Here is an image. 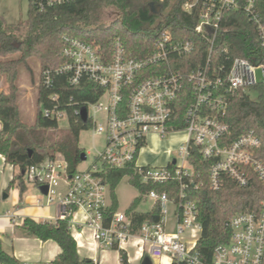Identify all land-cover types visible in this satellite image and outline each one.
Wrapping results in <instances>:
<instances>
[{
	"label": "built area",
	"instance_id": "built-area-1",
	"mask_svg": "<svg viewBox=\"0 0 264 264\" xmlns=\"http://www.w3.org/2000/svg\"><path fill=\"white\" fill-rule=\"evenodd\" d=\"M66 1L33 0L40 10ZM165 1L157 0L154 6ZM180 1V10L196 19L193 32L208 42L203 66L188 69L187 64L178 61L193 52L196 42L193 38L180 37L169 26L160 30L153 50L145 56L132 54L119 37H115L106 50L69 34L62 35L61 54L67 62L56 72H68L73 84L85 78L103 89L99 99L87 104L86 109L89 128L104 136L105 145L87 169L70 170L58 152L27 166L22 173L26 182L37 187L47 186V192H41L46 196V204H56L58 208L53 222L65 220L69 230L88 226L93 242L100 248L125 249L131 239H136L141 260L148 256L152 260H162V264H260L264 257V200L259 202L257 210L238 212L228 219L229 239L214 247L211 260L207 262L200 259L196 251L202 228L196 204L186 198L184 188L195 174L196 166L191 156L209 161L207 176L212 189L221 186L222 173L239 186H246L250 182V170L264 184V161L257 152L260 136L248 129L227 143L228 125L222 120L227 107L226 92L242 90L247 94V89L254 91L258 84L256 70L260 68L264 76V64H255L243 57H234L226 70L223 65L210 67L208 64L226 14L241 11L249 18L257 28L263 52L264 21L256 0ZM170 9L161 15L163 19L173 17ZM42 77L44 84H49L50 70H44ZM186 81L192 84L189 94L193 100L178 116L176 108L179 96L186 91ZM56 98V94L51 96L53 100ZM42 112L58 121L65 117L56 109L44 108ZM97 113L103 114V122H96ZM173 133L183 134L176 156L168 150V162L164 166L139 163V155L150 135L162 140ZM2 159L5 167L18 170L13 163ZM104 165L110 168L131 166L144 183L176 180L180 186L179 200L170 201L166 191L150 189L144 195L151 199V208L156 206L158 211L137 228L125 210H116L108 217L109 186L101 175ZM169 203L174 206L171 231L166 228ZM154 214L159 215L158 221L152 219ZM4 215L12 222L15 219L13 212ZM20 264L56 263L50 260L20 261Z\"/></svg>",
	"mask_w": 264,
	"mask_h": 264
},
{
	"label": "trees",
	"instance_id": "trees-1",
	"mask_svg": "<svg viewBox=\"0 0 264 264\" xmlns=\"http://www.w3.org/2000/svg\"><path fill=\"white\" fill-rule=\"evenodd\" d=\"M180 2L166 0L162 3L161 12L156 13L153 6L157 4V0H67L41 10L33 0H29L25 24L7 23L0 17V75L5 77L7 83V89L0 92V154L18 168L9 187L18 188L20 198L26 191L22 170L27 166L42 162L57 152L63 155L70 170L78 165L83 152L78 146V136L81 130L90 127V121L83 122L78 111L82 106L97 101L103 92L101 87L85 78H80L78 83L73 84L69 81L68 72H56L60 65L67 62L61 54L62 35L69 34L106 50H109L112 40L119 37L132 54L145 56L153 50L160 30L169 26L180 37L195 40L193 52L178 59L187 64L188 69H193L206 64L208 42L203 36L193 32L196 19L180 10ZM256 2L264 21V0ZM103 7L117 10V17L107 25L97 22ZM168 8H171L170 13L174 15L163 19L161 15ZM18 33L20 37L17 36ZM15 52L18 53L16 57H8ZM30 57L39 60L41 77L36 94L34 120L27 122L20 114L16 79L18 64L26 63ZM234 57L264 64V52L259 47L257 28L241 11L230 12L223 18V26L213 45L208 64L210 67L223 65L226 70ZM46 69L50 70L49 84L43 82L42 72ZM191 88L192 84L186 81V91L179 96L176 108L178 116L182 115L193 100L189 94ZM253 89L262 99H250L242 90L226 92L227 107L222 117L228 125L225 141L231 142L248 129L255 130L261 138L257 152L264 161V81ZM53 94L57 95L54 100L51 99ZM44 108L63 112L68 128L62 131L56 118L43 114ZM191 159L196 166L195 174L187 180L184 191L186 198L196 204L197 219L202 228L196 251L200 259L209 262L214 247L229 239L230 229L226 224L228 219L238 212L258 209L259 202L264 200V184L250 170V182L246 186H239L227 174L222 173L221 186L212 189L207 176L209 161L197 156H191ZM101 175L109 186L110 205L106 210L108 217L117 210L115 188L124 176H128L129 183L140 194L156 189L166 191L170 201L179 200L180 186L176 180L140 182L139 175L131 166L110 168L104 165ZM140 201L141 195L134 197L125 209L127 216L134 222V228L158 211L156 206L146 212L137 210ZM21 227L27 234L41 240L51 239L59 245L60 252L53 259L56 264H97L91 258L80 257L76 241L65 220L36 221L26 217ZM113 249L119 252L120 264H132L125 249ZM0 262L20 264L15 256L5 252L1 246ZM260 264H264V257Z\"/></svg>",
	"mask_w": 264,
	"mask_h": 264
},
{
	"label": "rangeland",
	"instance_id": "rangeland-1",
	"mask_svg": "<svg viewBox=\"0 0 264 264\" xmlns=\"http://www.w3.org/2000/svg\"><path fill=\"white\" fill-rule=\"evenodd\" d=\"M174 1V0H172ZM29 6V0H0V17L4 19L7 23H19L25 24L27 19V11ZM98 23L107 25L110 21H113L117 17V10L113 7H103L99 14ZM20 37V33L17 34ZM18 53L9 54L8 57H16ZM39 60L35 57H30L27 59L26 63H19L17 67V102L20 109L21 117L27 121L32 122L34 120L35 111L37 108L36 94L39 84V79L41 77ZM5 89H7V83L5 77L0 75ZM247 95L250 99L259 100L262 99L259 94L253 90L247 89ZM90 112H92L90 110ZM96 122H103V114L97 113L95 115ZM59 128L65 131L68 128V121L66 117H63L58 122ZM183 134L173 133L169 135L166 139H158L155 135H150L147 139V146L144 147L139 155L138 161L142 165L150 166H164L168 162L167 151H172V156H176L177 148L181 142ZM105 145V139L102 134H97L92 128L83 129L80 131L78 136V146L83 149L86 153V158L81 160L78 165L74 168L76 170H84L91 166L95 160V156L98 151L103 150ZM58 153V152H57ZM29 187V191L33 192L39 198L37 201L40 207L46 205V196L42 194L37 187L30 182H26ZM117 195V210L124 211L133 200L134 197L141 195V201L137 206V210L141 212H146L151 207V199H149L144 194H140L138 189L131 185L128 181V176H124L119 184L115 188ZM106 201L109 202V195L106 196ZM15 206L10 202V200L0 201V214L11 213L15 210ZM174 206L172 204L167 205V218L169 219V224L167 225V230H173L172 224V214ZM17 221L13 224L15 227V233L21 232L20 227L16 225ZM14 233H9L3 235V248L9 249L7 243H11ZM8 239V240H7ZM127 246V250L132 253V250ZM110 251L117 253V249L105 248ZM86 257V256H82ZM138 262L142 263V260ZM150 264L153 260L150 259Z\"/></svg>",
	"mask_w": 264,
	"mask_h": 264
},
{
	"label": "crops",
	"instance_id": "crops-1",
	"mask_svg": "<svg viewBox=\"0 0 264 264\" xmlns=\"http://www.w3.org/2000/svg\"><path fill=\"white\" fill-rule=\"evenodd\" d=\"M4 90V84L0 79V92ZM1 127L2 125L0 122V129ZM2 157L5 158L1 154L0 201L10 200V202L16 208L13 211V213L15 214V219L13 222L4 214H0V246L5 252L15 256L19 261L44 262L53 260L55 256L60 252L59 245L51 239L41 240L33 235L27 234L22 229L21 224L23 219L26 217L32 218L36 221L53 222L57 216V205L46 204L47 206L40 207V205H38L37 203V201L39 202V198L33 192L29 191L28 185H26V191L23 194L22 198H20L18 188L11 186L9 187V183L12 180V175L18 170L14 169L13 172L8 167H5ZM3 193L7 194L5 199L2 198ZM108 203L110 204V197ZM17 219L18 222L16 223V225L21 229V232H19L18 234L15 233V227H13V224L17 221ZM77 219H80V215L77 216ZM70 232L76 241L77 252L80 257L86 256L88 258H91L97 264H120L119 252L117 251V253H115L114 251L98 247L93 242L92 230L88 226H77L70 230ZM9 233L14 234L11 243L9 241H7V243H4V246L5 244L9 246V249H6L3 248L2 239L3 235H7ZM127 246L128 244L126 245L125 249L128 255L129 262H131L132 264H141L140 262H137L138 254L136 252V248L132 246V253L130 254V252H128L127 250ZM139 260L141 259L138 258V261ZM153 263L162 264V260H153Z\"/></svg>",
	"mask_w": 264,
	"mask_h": 264
},
{
	"label": "water",
	"instance_id": "water-1",
	"mask_svg": "<svg viewBox=\"0 0 264 264\" xmlns=\"http://www.w3.org/2000/svg\"><path fill=\"white\" fill-rule=\"evenodd\" d=\"M161 7H162V4H158L157 6H153L154 12H156V13L159 12V10H160ZM256 77H257V82L258 83H262L264 81V76H263L262 71H261L260 68H258L256 70ZM79 116H80V118H81V120L83 122H87V109H86V106H82L80 108V110H79ZM85 158H86V153L83 151L81 153V160H84ZM174 162H175V160H172V163H174ZM22 172H23V170H22ZM38 189L40 190V192H42L44 194L47 192V186L46 185H40L38 187ZM6 196H7L6 193H3L2 194V198L3 199H5ZM152 219L154 221H158L159 215L158 214L152 215ZM141 264H150V258L148 256L144 257V259H143V261H142Z\"/></svg>",
	"mask_w": 264,
	"mask_h": 264
},
{
	"label": "bare ground",
	"instance_id": "bare-ground-1",
	"mask_svg": "<svg viewBox=\"0 0 264 264\" xmlns=\"http://www.w3.org/2000/svg\"><path fill=\"white\" fill-rule=\"evenodd\" d=\"M128 246H130L129 248L131 249V247H135L136 248V252L138 254V257H137V262H138V258H139V254H140V248L139 246L136 244V239H131L128 243ZM129 252V251H128ZM129 259H130V256H129Z\"/></svg>",
	"mask_w": 264,
	"mask_h": 264
}]
</instances>
